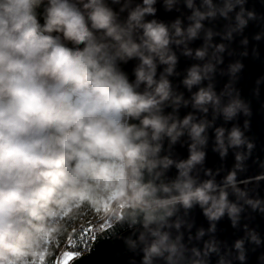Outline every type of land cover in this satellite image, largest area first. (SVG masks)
Wrapping results in <instances>:
<instances>
[{
	"label": "clouds",
	"instance_id": "obj_1",
	"mask_svg": "<svg viewBox=\"0 0 264 264\" xmlns=\"http://www.w3.org/2000/svg\"><path fill=\"white\" fill-rule=\"evenodd\" d=\"M261 4L0 0V264H83L101 241L123 264H264V73L240 87Z\"/></svg>",
	"mask_w": 264,
	"mask_h": 264
},
{
	"label": "water",
	"instance_id": "obj_2",
	"mask_svg": "<svg viewBox=\"0 0 264 264\" xmlns=\"http://www.w3.org/2000/svg\"><path fill=\"white\" fill-rule=\"evenodd\" d=\"M253 2L256 4L257 8H261V0H253ZM161 15L164 16L165 14L161 12ZM214 26L216 30H220L222 28V24L219 22L216 25H209ZM215 42L219 43L221 42L220 37H215ZM202 40H197L193 42L190 46L192 48H197L202 45ZM233 47H236L238 50L240 48L239 42L237 41L236 44L233 45ZM235 57H228L225 54V64L224 67L227 66L228 62ZM195 61L191 60L188 57L181 56L180 63L178 66V71L182 73L180 77H174L175 82H179L183 78L184 69H186L191 63H194ZM245 63L247 64V69L244 73V77L240 82V87L243 89L245 95L248 94L249 89L252 87V84L256 78V76L260 75L261 73H264V64H261L258 61L253 60H246ZM218 81V87L222 85L223 78L219 75L217 76ZM181 90L183 89V86L181 85ZM253 107H254V115L252 117V124H251V135L256 139L257 141V154L261 157V159H264V97H262L260 100L253 101ZM188 110H182V114ZM179 151L183 155H187V149L186 148H180ZM232 157H229L228 163L231 164ZM223 162L220 160L218 154L211 151V147L208 151V157H207V164L210 168H217L220 167ZM257 169L255 166H253L252 171L255 172ZM195 219H196V225L197 227L204 226L207 228L208 221L204 218L202 213H200L198 210L194 213ZM254 224H258L261 228V230H264V218L257 217L256 220L253 222ZM217 235L221 239H225L228 241H231L235 239L236 237V231L233 229L230 220L227 218L222 219L218 223V232ZM119 250V245H110L107 242L101 241L96 245L95 251L90 257H87L83 264H107V261L109 259L112 260V264H123V259L117 260L115 258V253Z\"/></svg>",
	"mask_w": 264,
	"mask_h": 264
}]
</instances>
